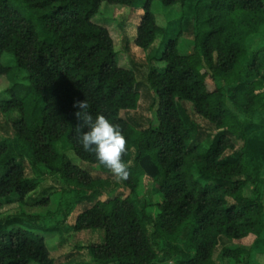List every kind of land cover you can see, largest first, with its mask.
<instances>
[{"label": "trees", "instance_id": "1", "mask_svg": "<svg viewBox=\"0 0 264 264\" xmlns=\"http://www.w3.org/2000/svg\"><path fill=\"white\" fill-rule=\"evenodd\" d=\"M153 1L0 0V81L10 83L0 91V115L26 108L19 85L11 80L12 67L2 62L4 54L27 74L30 91L43 102L36 125L23 115L0 124V214L16 205L47 207L58 193L54 187L39 189L24 160L8 154L11 144L68 185L94 190L109 185L78 164L100 165L75 138L82 121L74 117L72 105L86 99L93 117L102 113L121 125L128 149L124 160L132 165L129 178L121 181L130 194H110L105 188L106 198L87 205L71 226L76 232L103 230V242L87 246L92 260L218 264L215 255L221 249L222 264H250V247L241 242L250 235L258 239L264 229V150L247 136L264 128V0H197L192 23L176 22L178 30H169L167 35H173L154 58L162 63L144 74L136 61L119 63L110 31L93 18L103 3L141 5L133 44L147 50L162 32L151 12ZM160 1L171 7L177 0ZM186 25L194 35L188 53L178 49ZM257 35L262 41L250 49L248 40ZM137 74L155 95L143 121L129 113L137 109L143 86ZM142 175L156 185L155 216L135 194ZM55 233L48 229L40 235L14 221L0 225V264H62L66 260L54 259L48 243ZM159 237L169 246L163 247Z\"/></svg>", "mask_w": 264, "mask_h": 264}, {"label": "rangeland", "instance_id": "2", "mask_svg": "<svg viewBox=\"0 0 264 264\" xmlns=\"http://www.w3.org/2000/svg\"><path fill=\"white\" fill-rule=\"evenodd\" d=\"M196 2L197 0H184L183 2L182 0H177L171 7H165L160 0H154L151 4V12L162 28V32L157 36L154 44L147 50L140 49L133 44L136 26L140 20V16L144 12L141 5L117 6L103 3L98 14L93 18V21L110 31L114 40V49L120 64L122 63L127 66L129 65V61H136L140 72L147 74L150 65L154 66L162 63L161 61L154 60V58L159 57L165 38L173 35H167L169 30H178L176 22L181 19V23L184 25L186 21H189L188 23L190 24L192 23ZM184 30V36L179 39L178 49L180 52L188 53L193 47L192 41L194 35L190 25H186ZM261 41V35L254 36L248 40V47L253 49V47L258 45ZM2 62L4 65L12 67L11 80L19 85L18 90L20 96L24 98L26 108L23 113L12 111L8 116L0 115V124L2 125L7 117L19 116V118H21L23 115L26 120L34 121V125H36L38 120H33L37 117L36 110L43 106L40 96L30 91V82L27 79V74L22 70L14 68L15 61L10 54H4ZM139 74L136 76V82L143 84V86L139 91L138 107L129 113L143 121L145 116H147L148 108L155 100V95L150 89L147 81ZM9 86L10 83L7 80L3 79V81H0V91ZM183 104L188 108L190 107L189 103ZM155 109L156 107L153 108V111H155ZM121 114L123 115L122 111ZM192 118L194 119V117ZM194 120L205 130L207 129L213 133L216 132L213 126L207 121L200 119ZM263 131L264 128H256L250 130L247 134L249 139L254 138L252 141H257L259 143L260 151L264 150ZM0 136H2L1 129ZM9 142L13 143V140L9 138ZM12 146L11 144L8 154H17V162H21L19 158L24 160V164H27L29 168V173L38 179L39 189L42 190L54 187L58 190V193L51 197V203L47 207L16 205L15 207L7 208L5 212L0 214V225L4 228L7 226L8 222L14 221L20 228L31 230L40 235H45L48 229H53L56 233L48 239V243L54 259H65L66 261L62 264H97L92 260L87 246L92 243H102L104 240L103 230H82L76 232L72 230L71 226L74 220H76L77 215L91 202H94L96 199H105L108 193L122 194L125 196L130 194V189L124 188L121 181L118 182L111 173L106 174L102 172L100 165L83 161L78 162L81 168L88 169L92 177L96 180H101L103 183H109V185H104V188L96 187V190L93 188L79 187L74 184L68 185L59 175L52 174L47 167L34 166L28 153L23 148L20 146L14 148ZM128 165L132 166L130 163ZM191 174H193V177L198 180V182L204 183L196 169H193ZM105 188L109 190L108 193L104 191ZM156 191V185L152 179L144 175L140 176L135 194L140 203L146 205L147 211L153 216L158 212L155 206L157 197L154 196ZM262 203L264 204V199ZM23 213L24 216L21 215ZM25 214L31 217H38L28 219ZM7 228L11 230L13 226L9 224ZM250 236L241 242L242 244H247V247H250V264H264V229L258 239H252ZM157 239L163 247H168L170 244L164 238L159 237ZM178 244L182 249L188 250L183 239L178 240ZM221 254L222 251L219 249L215 255L218 264L223 263Z\"/></svg>", "mask_w": 264, "mask_h": 264}, {"label": "clouds", "instance_id": "3", "mask_svg": "<svg viewBox=\"0 0 264 264\" xmlns=\"http://www.w3.org/2000/svg\"><path fill=\"white\" fill-rule=\"evenodd\" d=\"M72 107L77 121H82L75 128L76 140L85 152L94 154L96 161L107 168L118 181L127 180L130 176L129 165L124 160L128 149L127 141L119 123H115L102 113L95 117L89 113L86 99L75 100ZM88 130L82 132L81 128Z\"/></svg>", "mask_w": 264, "mask_h": 264}]
</instances>
